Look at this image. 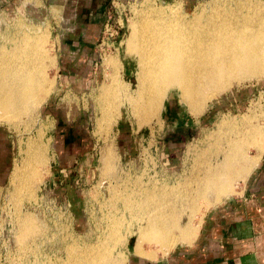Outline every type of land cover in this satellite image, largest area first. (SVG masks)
<instances>
[{
  "label": "rangeland",
  "instance_id": "obj_1",
  "mask_svg": "<svg viewBox=\"0 0 264 264\" xmlns=\"http://www.w3.org/2000/svg\"><path fill=\"white\" fill-rule=\"evenodd\" d=\"M252 1L0 0V49L9 53L23 36L39 37L51 62L45 71L52 84L30 114L14 123L0 121V264H62L67 260L65 243H76L80 249L97 236L105 239L112 228V214L122 221L113 228L124 234L131 219L126 212L124 219L118 217L123 211L118 194L133 187L134 180L182 182L206 145L205 134L218 119L237 122V127L220 132L234 138L243 136L251 115L253 120L264 117V78L231 83L197 116L178 90L169 87L156 114L143 124L131 112L123 92L135 91L141 71L132 45L129 48L130 39L136 36L134 25L138 31L142 21L156 14L190 19L217 11L229 13ZM82 38L91 44V52H85L93 59L91 63L79 61L80 51L74 49ZM94 56L95 70L91 67ZM32 151H41L45 157L40 177L31 182L29 190L17 193L13 170ZM107 151L120 164L113 167L117 179L112 187L100 174ZM260 157L258 163L264 160V145ZM258 163L237 185L235 194L220 203L237 195ZM25 214L40 229L36 236L18 242L17 219ZM127 234L126 240L112 247L120 264H132L137 257L133 253L135 233ZM109 240L105 242L112 246Z\"/></svg>",
  "mask_w": 264,
  "mask_h": 264
},
{
  "label": "bare ground",
  "instance_id": "obj_2",
  "mask_svg": "<svg viewBox=\"0 0 264 264\" xmlns=\"http://www.w3.org/2000/svg\"><path fill=\"white\" fill-rule=\"evenodd\" d=\"M137 28L134 25L136 36L130 39L129 48L132 45L131 51L136 53L141 71L135 91L131 94L126 90L123 92L131 112L141 124L156 114L169 87L178 90L181 100L189 104L190 111L197 116L231 83L264 78V0L252 1L237 11H217L190 19L156 14L142 21L138 31ZM42 43L39 37L23 36L14 42L11 52L0 49V121L14 123L22 115L30 114L48 95L52 84L46 68L51 62ZM236 123L228 117L215 122L214 129L205 134L206 145L200 149L189 175L184 176L182 182L158 184L157 179L152 182L134 180L133 187L118 194L123 203V211L118 217H123L126 212L131 219L124 234H118L113 228L122 221L112 214V228L105 239L96 234L93 243H84L80 249L76 243H65L67 260L61 263L120 264L112 255V247L114 242L126 240L127 232L136 236L134 255L147 260L165 256L175 245L191 244L201 223L200 210L235 194L237 185L246 180L262 158L264 117L253 120L251 115L242 137L220 134L229 126L237 127ZM118 161L110 151L102 161L100 174L108 179V187H112L113 182L116 184L117 169L113 170V167L115 163L120 165ZM44 162L41 151H32L13 170L17 193L29 190L31 182L40 177ZM36 223L30 214L19 217L17 241L34 237L40 229ZM108 239L112 246L106 244ZM145 244L150 250L144 249Z\"/></svg>",
  "mask_w": 264,
  "mask_h": 264
},
{
  "label": "crops",
  "instance_id": "obj_3",
  "mask_svg": "<svg viewBox=\"0 0 264 264\" xmlns=\"http://www.w3.org/2000/svg\"><path fill=\"white\" fill-rule=\"evenodd\" d=\"M90 48L87 40L78 41L79 61H93ZM132 264H264V160L234 198L204 211L191 244L175 245L153 260L137 256Z\"/></svg>",
  "mask_w": 264,
  "mask_h": 264
}]
</instances>
